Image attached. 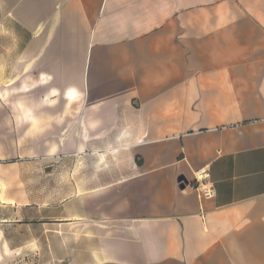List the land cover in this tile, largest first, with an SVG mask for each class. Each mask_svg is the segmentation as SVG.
Segmentation results:
<instances>
[{"label":"crops","instance_id":"obj_1","mask_svg":"<svg viewBox=\"0 0 264 264\" xmlns=\"http://www.w3.org/2000/svg\"><path fill=\"white\" fill-rule=\"evenodd\" d=\"M5 168L0 264H264V0H0Z\"/></svg>","mask_w":264,"mask_h":264},{"label":"rangeland","instance_id":"obj_2","mask_svg":"<svg viewBox=\"0 0 264 264\" xmlns=\"http://www.w3.org/2000/svg\"><path fill=\"white\" fill-rule=\"evenodd\" d=\"M69 165H70L69 167H71V164H69ZM16 171L17 170L14 169V168H10V169L9 168H5V169H0V174L2 175V177L9 178V176H11V175L15 176Z\"/></svg>","mask_w":264,"mask_h":264},{"label":"built area","instance_id":"obj_3","mask_svg":"<svg viewBox=\"0 0 264 264\" xmlns=\"http://www.w3.org/2000/svg\"><path fill=\"white\" fill-rule=\"evenodd\" d=\"M213 190H211L210 192H208V193H211Z\"/></svg>","mask_w":264,"mask_h":264}]
</instances>
